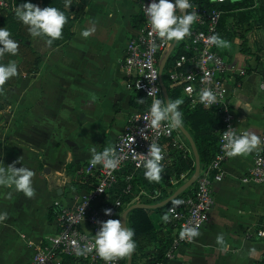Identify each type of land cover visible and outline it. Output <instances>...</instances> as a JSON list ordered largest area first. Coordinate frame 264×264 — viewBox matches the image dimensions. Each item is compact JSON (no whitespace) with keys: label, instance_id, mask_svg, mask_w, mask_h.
Instances as JSON below:
<instances>
[{"label":"crops","instance_id":"crops-1","mask_svg":"<svg viewBox=\"0 0 264 264\" xmlns=\"http://www.w3.org/2000/svg\"><path fill=\"white\" fill-rule=\"evenodd\" d=\"M230 24L238 34L223 39L226 47L217 49L228 64L245 74L236 72L227 80V100L239 130L260 137L264 131V0L242 8L240 18ZM140 25L137 0H88L71 25V37L56 46L40 45L33 52L31 72L19 71L4 101L0 166L32 169L35 194L26 198L0 186V212L8 214L0 223V264H27L35 247L53 237L55 201L73 205L88 190L82 185V169L89 163L91 149L100 152L113 146L128 118L139 110L142 100L127 88L121 62ZM90 27H95V33L81 38L80 32ZM180 90L178 99L183 104ZM176 132L185 146L183 151H171L168 167L161 173L158 186L170 184L167 193L188 179V162L193 158L186 138L178 128ZM256 152L227 158L224 178L214 186L208 224L193 243L180 246L167 264L261 263L264 183L242 181ZM176 156L187 165L172 166ZM147 215L154 227L165 232L159 211L148 210ZM218 235H223L226 250L216 243ZM253 248L254 256L250 255ZM145 254L149 257L141 264L155 257V245Z\"/></svg>","mask_w":264,"mask_h":264},{"label":"built area","instance_id":"built-area-1","mask_svg":"<svg viewBox=\"0 0 264 264\" xmlns=\"http://www.w3.org/2000/svg\"><path fill=\"white\" fill-rule=\"evenodd\" d=\"M137 1L142 16V26L127 44L121 69L127 88L140 96L143 109L137 110L128 118L123 132L113 145L121 155L122 163L115 171L105 170L101 165L93 168L90 163L82 169L84 183L93 180L92 186L82 191L73 205L55 201L56 232L53 237L35 247L27 264H65L66 262V264H105L94 252L77 256V248L93 244L101 221L121 220L123 211L129 204L123 203L120 196L131 192L134 175L139 170H144L142 166L137 165H142L144 155L147 154L151 143H157L163 149V170L168 167L171 151L184 149L185 144L176 129H169L167 122H162L159 129L147 127V121L150 119L149 109L153 100L164 101L159 66L169 46L162 44L155 35H149L151 28L145 15V7L152 0ZM210 1L214 6L200 5L191 1L193 8L189 11L195 10L198 14L197 20L192 25L191 35L175 44L169 58L175 57L170 62L168 58L162 71V77L165 73L170 88L182 89L185 101L190 107L201 106L210 109L223 124L218 150L211 163L204 170H200L192 192L176 198L183 200L184 203L177 206L174 211H170L173 208L170 202L165 212L161 214L162 225L165 232L169 231L170 237V244L165 253L167 260L174 257L180 246L195 241V238L191 243L179 238V233L184 227L198 226L200 232L208 224L214 202V186L224 178L223 167L228 158L222 150L224 133L233 130L241 132L236 126L227 100L226 84L236 72L238 75H244L245 71L228 64L216 46L207 43L208 37L217 33L222 15L219 5L228 0ZM0 6L6 8L8 4L0 1ZM209 56L214 59L209 60ZM205 88L211 89L217 95V103L205 106L199 102V94ZM151 90L152 94L149 95ZM260 138L261 145L253 158L252 166L242 178L245 183L249 181L264 183V131ZM122 183L123 186H120ZM116 188L120 190V194L111 199L110 194ZM160 197V189L151 192L139 187L131 202L138 203L143 200L155 202ZM105 209H111L112 215L106 216ZM165 214L169 216L167 222L163 220ZM259 234L264 237V230ZM122 260H118L116 264H121ZM260 264H264V254Z\"/></svg>","mask_w":264,"mask_h":264},{"label":"clouds","instance_id":"clouds-1","mask_svg":"<svg viewBox=\"0 0 264 264\" xmlns=\"http://www.w3.org/2000/svg\"><path fill=\"white\" fill-rule=\"evenodd\" d=\"M71 4L72 0H64V8L70 7ZM192 8L191 0H152L145 7V15L151 28L149 35H155L162 44L169 47L180 43L191 35L192 25L197 20V12L195 10L189 11ZM15 16L19 22L27 26L31 37L43 39L47 46H51L55 41L62 38L63 28L68 21L65 11L50 6L41 8L29 0H25L24 3L16 6ZM95 31V27L85 28L80 32V36L87 39ZM207 43L218 48L226 47V42L216 34L208 37ZM18 47L19 44L12 38L10 31L5 27L0 28V56L5 54L15 56ZM208 59L212 60L214 57L209 56ZM17 75L18 68L15 62L0 64V95L4 93L6 82ZM151 94L152 90L149 92V95ZM198 99L205 106L217 103V95L208 88L201 90ZM181 103L182 101L179 99L174 102L168 100L167 103L160 99H154L149 109L150 119L147 121V127L159 129L162 122H167L169 129L180 127L183 122L182 112L179 111ZM223 140L222 150L229 158L246 157L257 151L261 145V138L251 130L225 132ZM163 160L162 147L157 143H151L147 154L144 155L142 165H137L143 167L144 178L149 183L161 181ZM89 163L93 168L101 165L105 170L115 171L121 165L122 157L114 146L106 147L100 152L92 148ZM34 175V171L26 166L20 168H16L15 164L6 167L0 166V186L11 188L16 193H23L26 198H32L35 194L33 188ZM11 194L9 193V196ZM183 203V200L171 199L173 208L170 211H174L177 206ZM104 214L111 216V209H105ZM7 219L8 214L0 212V223ZM163 220L167 222L169 216L165 214ZM199 235L198 226L184 227L179 233V238L186 239L191 243ZM134 236V230L128 226H122L120 219L101 221L99 230L94 236L93 244L77 248L76 255L84 256L94 252L105 264H116L118 260L130 259L135 252L137 245ZM216 243L226 250L227 245L223 235L217 236ZM255 251L254 248L250 249V255L254 256Z\"/></svg>","mask_w":264,"mask_h":264},{"label":"trees","instance_id":"trees-1","mask_svg":"<svg viewBox=\"0 0 264 264\" xmlns=\"http://www.w3.org/2000/svg\"><path fill=\"white\" fill-rule=\"evenodd\" d=\"M191 1L198 2L200 5L214 6V4L211 3L210 0H191ZM24 2L25 0H16L17 6ZM29 2L41 8L50 6L65 11V15L68 17V21L63 28L62 38L60 40L55 41L52 44V46H56L68 40L71 37L72 34L71 25L73 21L76 20L80 15V9H78L77 6H74V4L72 3L70 7L64 8V0H29ZM87 2L88 0H84V2H82V5L87 4ZM252 5H253V0H228L223 4H220L219 8L222 11V15L219 20L216 35H219L222 39L231 38L234 34L228 29L227 20L233 17L232 14H234V12H238L240 15V11L242 8L244 9L245 7H251ZM3 11L5 10L0 7V28L5 27L10 31V33L12 34V38L18 42L19 48L24 47L26 49H29L31 47V40H30L31 38L27 26L23 25L21 22H19L16 19L15 12L5 14ZM41 40L44 41L43 39ZM173 57L175 56L169 58L168 62H170ZM163 81L167 89L169 100L173 102L176 101L179 97V93L181 92L180 88H170L168 78L165 73H163ZM134 95L136 96L135 98H137L138 101L139 99L141 100L139 95H136V93H134ZM142 109H143V105L140 104L139 110ZM179 111H181L183 115L182 126L190 133L196 145L199 156V162H200V170H204L211 163L212 159L215 156V153L218 150L219 138L223 130L222 120L216 115H214L210 109H206L201 106L190 107L186 101H183V104L180 105ZM172 159L174 161V165L172 166L177 167L179 166V164L181 166L182 164L187 165V163L183 160L181 156H176L175 158L172 157ZM188 163H189L188 178H189L194 171V166H195L194 156L192 160H190ZM143 172L144 170H139L134 175L132 180L131 192L128 195L120 196L121 201L123 203L130 204L131 198L135 193H137L139 187L145 189H149L150 187H152V183H149L144 178ZM93 182L94 181L92 180L89 183H84L82 185L83 187L89 189L92 186L91 184ZM180 185H182V183L177 184V186H175L174 189L178 188ZM120 186H123V183L120 184ZM194 187L195 184L189 187L185 192H183L178 197L186 196L190 194L194 189ZM119 194H120V190L116 188V190L111 192L110 198L114 199ZM170 194L166 193V191H163L161 192V197L155 202L143 200L140 203H145V204L157 203L167 198ZM167 206L168 204L164 207L157 209V211L163 214ZM127 226L132 228L135 232L134 239L136 241V245L139 243L141 238L144 237L148 239L149 242L152 240L151 242H154L155 244L156 247L155 257L152 259H148L144 264H167L168 260L165 258V253L170 244L169 231L163 232L160 229V227L158 228L154 227V225L152 224V222L150 221L147 215V211L144 209L132 210L127 217ZM136 252L137 251L135 250V252L132 254V264H135L136 262V256H135ZM126 259L127 258L123 259L121 261V264H126Z\"/></svg>","mask_w":264,"mask_h":264},{"label":"rangeland","instance_id":"rangeland-1","mask_svg":"<svg viewBox=\"0 0 264 264\" xmlns=\"http://www.w3.org/2000/svg\"><path fill=\"white\" fill-rule=\"evenodd\" d=\"M0 1H5L8 4V6L6 8L0 6L2 9L5 10V11H3L5 14L15 12V8L17 6L16 0H0ZM254 1L255 0H253V2ZM82 2H84V0H72V3L74 4V6H77L78 9H80L79 7L82 5ZM250 12L253 13L255 11H250ZM232 15H233V17H231L227 20V25L230 28H232L231 29L232 33L235 36L238 34V29L236 26H233V25L231 26L230 23H232L234 19H235V21H236V19L238 20L240 18V15L238 12H234V14H232ZM230 21H232V22H230ZM30 38H31V47L29 49H26L24 47H21V48L18 47V51H17V54L15 56H11L8 54L0 56L1 64H8L9 62H15L17 64V68H18V75L17 76H19V71H22V70H24L26 72H31V68L33 66V59H34V57H33L34 50L38 51V49H40L39 48L40 45H42V44L46 45V43L44 41H42L40 38H33L31 36H30ZM17 76L12 77L11 79H9L6 82V84L4 85V93L2 95H0V128L4 124V123H2L3 117H4L2 111L5 108V106H4L5 97H6L7 92L11 89V87H13V83H14L15 79L17 78ZM177 152H179V150ZM163 185H165V184H163ZM169 187H171L170 184H168V188ZM168 188L167 187L165 188V186L164 187L158 186V183L153 182L152 187H150L149 189H145V188H143V189H145L147 191H151V192H154L157 189H160L161 192L166 191V193H167ZM174 190L175 189L170 191L168 194L172 193ZM132 203H134V202H131L130 204H132ZM129 205H127V207ZM144 238H141V240L137 244V247H136L137 252L135 255L136 256L135 264H141L140 262L143 258H148L149 256L147 254H145V251L148 248L155 245L154 242H151L152 240L149 242L148 239H146V238L144 239Z\"/></svg>","mask_w":264,"mask_h":264},{"label":"water","instance_id":"water-1","mask_svg":"<svg viewBox=\"0 0 264 264\" xmlns=\"http://www.w3.org/2000/svg\"><path fill=\"white\" fill-rule=\"evenodd\" d=\"M174 47H175V45L172 47H169L168 51L164 55V57L160 63V66H159L160 85H161V89H162V93H163L165 103L168 102L169 97L167 94V89H166L165 83L163 81L162 71H163V67H164L165 63L167 62V60H168L171 52L173 51ZM178 130L184 135V137L188 141V143L191 147L193 156H194L195 166H194V171H193L192 175L185 182H183L182 185H180L178 188H176L167 198H165V199H163L157 203L145 204V203H140V202L137 203L136 202V203L129 205L123 211V214L121 217V223L123 226H125V227L127 226V217H128V214L132 210H134V209H144L146 211L157 210V209L164 207L167 204H169L171 202V199H173V198L176 199L179 195H181L183 192H185L189 187H191L192 185L195 184L197 177L199 176V173H200V162H199L198 151H197L196 145H195L194 140H193L192 136L190 135V133L182 125L180 127H178ZM46 172H47V170H46ZM126 264H132V256L130 259L129 258L126 259Z\"/></svg>","mask_w":264,"mask_h":264}]
</instances>
